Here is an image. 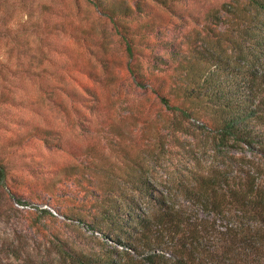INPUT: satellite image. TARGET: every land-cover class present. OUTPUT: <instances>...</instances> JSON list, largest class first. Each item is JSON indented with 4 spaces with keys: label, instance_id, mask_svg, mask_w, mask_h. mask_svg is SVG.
Instances as JSON below:
<instances>
[{
    "label": "rangeland",
    "instance_id": "1",
    "mask_svg": "<svg viewBox=\"0 0 264 264\" xmlns=\"http://www.w3.org/2000/svg\"><path fill=\"white\" fill-rule=\"evenodd\" d=\"M238 2L0 0V264H60V242L111 243L100 216L141 166L162 187L215 159L202 121L190 119L195 138L170 132L157 90L179 102L167 93L176 50L234 56L237 31L221 36L213 16Z\"/></svg>",
    "mask_w": 264,
    "mask_h": 264
},
{
    "label": "trees",
    "instance_id": "2",
    "mask_svg": "<svg viewBox=\"0 0 264 264\" xmlns=\"http://www.w3.org/2000/svg\"><path fill=\"white\" fill-rule=\"evenodd\" d=\"M221 9L214 25L221 36L237 31L228 38L234 56L207 46L176 50L167 93L179 102L157 90L170 132L195 138L190 119L202 121L215 159L180 167L162 187L141 166L134 192L100 216L111 243L84 251L60 242V264H264V0Z\"/></svg>",
    "mask_w": 264,
    "mask_h": 264
}]
</instances>
